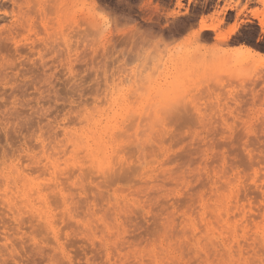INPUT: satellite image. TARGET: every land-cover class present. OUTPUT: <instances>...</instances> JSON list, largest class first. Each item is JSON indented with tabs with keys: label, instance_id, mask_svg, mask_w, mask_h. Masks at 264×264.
Instances as JSON below:
<instances>
[{
	"label": "rangeland",
	"instance_id": "1",
	"mask_svg": "<svg viewBox=\"0 0 264 264\" xmlns=\"http://www.w3.org/2000/svg\"><path fill=\"white\" fill-rule=\"evenodd\" d=\"M258 19L0 0V264H264V63L229 51L264 54Z\"/></svg>",
	"mask_w": 264,
	"mask_h": 264
},
{
	"label": "bare ground",
	"instance_id": "2",
	"mask_svg": "<svg viewBox=\"0 0 264 264\" xmlns=\"http://www.w3.org/2000/svg\"><path fill=\"white\" fill-rule=\"evenodd\" d=\"M259 1L264 5V0H259ZM204 21L203 20L200 21L199 29L195 32V35L198 36V34L201 31H204V30H210V31H213V32L217 31V27H218L217 25L207 26ZM259 22H260V24L263 25L264 24V19L263 20H259ZM235 32H236V27L232 26V27H229V29L226 30L224 33L219 32L215 37H216V40H218V41H226L227 39H229V37H232V35H234ZM229 51L242 54L244 57H248L250 59L261 60V62L264 63V54L259 53V52L255 51V50H253V49H251L249 47L239 46V47H236V48H231V49H229ZM19 176L22 177V174L19 173ZM228 208H229V206H223L222 204H220L219 207L215 208L214 212H215L216 219H217L218 222L222 221L220 211L221 210H228ZM209 226H207V227H209Z\"/></svg>",
	"mask_w": 264,
	"mask_h": 264
}]
</instances>
